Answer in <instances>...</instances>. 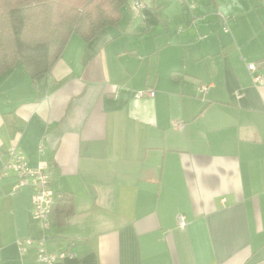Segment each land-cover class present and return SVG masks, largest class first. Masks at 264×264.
Listing matches in <instances>:
<instances>
[{
    "label": "crops",
    "instance_id": "crops-1",
    "mask_svg": "<svg viewBox=\"0 0 264 264\" xmlns=\"http://www.w3.org/2000/svg\"><path fill=\"white\" fill-rule=\"evenodd\" d=\"M138 1L0 75V264H46L17 244L40 237L51 264H264V0ZM13 148L73 196L61 223L1 175Z\"/></svg>",
    "mask_w": 264,
    "mask_h": 264
},
{
    "label": "trees",
    "instance_id": "trees-1",
    "mask_svg": "<svg viewBox=\"0 0 264 264\" xmlns=\"http://www.w3.org/2000/svg\"><path fill=\"white\" fill-rule=\"evenodd\" d=\"M127 1L0 0V75L15 65L32 80L49 72L71 34L89 41L117 23ZM73 212V196L63 193L54 200L50 220L61 223Z\"/></svg>",
    "mask_w": 264,
    "mask_h": 264
},
{
    "label": "built area",
    "instance_id": "built-area-1",
    "mask_svg": "<svg viewBox=\"0 0 264 264\" xmlns=\"http://www.w3.org/2000/svg\"><path fill=\"white\" fill-rule=\"evenodd\" d=\"M134 7H142L141 2L134 0ZM223 30L227 31V28L224 27ZM247 69L250 72H256L257 63H248ZM252 81L256 84H261L263 83L264 78L259 73H255L252 76ZM198 90L200 92H205L207 90V85H200ZM139 94L153 96L154 91L152 89H145L140 91ZM10 154L11 158L3 165L1 175H6L9 170H13L17 177L16 187L30 186L32 188V218L42 228H45L49 224L50 211L55 200L53 190L50 187V176L45 171V163L40 162L37 166L31 167L27 164L24 155L20 151L13 148ZM178 223L181 226L184 225L182 215L178 216ZM17 244L20 249H24L26 246L34 245L36 247L37 260L46 264H51L65 258L66 256L63 252L59 254L48 252L45 248V238L43 237L38 239L26 238L24 240H18Z\"/></svg>",
    "mask_w": 264,
    "mask_h": 264
}]
</instances>
